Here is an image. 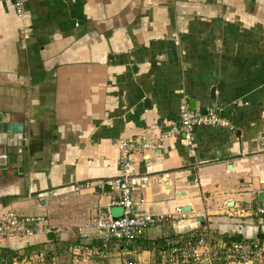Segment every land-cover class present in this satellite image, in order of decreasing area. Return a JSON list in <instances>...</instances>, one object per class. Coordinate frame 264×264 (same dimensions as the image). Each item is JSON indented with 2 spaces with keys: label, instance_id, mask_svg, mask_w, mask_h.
I'll list each match as a JSON object with an SVG mask.
<instances>
[{
  "label": "crops",
  "instance_id": "0c3cea01",
  "mask_svg": "<svg viewBox=\"0 0 264 264\" xmlns=\"http://www.w3.org/2000/svg\"><path fill=\"white\" fill-rule=\"evenodd\" d=\"M189 101L227 116L188 141L162 139ZM0 117L23 137L0 179V213L61 228L15 256L46 246L61 264H97L102 240L77 228L105 209L121 214L108 185L115 142L141 136L154 148L133 155L150 178L133 211L164 218L142 240L176 222L214 238L264 235L252 211L264 201V0H26L20 19L0 3Z\"/></svg>",
  "mask_w": 264,
  "mask_h": 264
},
{
  "label": "built area",
  "instance_id": "2783aa9c",
  "mask_svg": "<svg viewBox=\"0 0 264 264\" xmlns=\"http://www.w3.org/2000/svg\"><path fill=\"white\" fill-rule=\"evenodd\" d=\"M26 0H0L8 4L17 19L22 18L25 11ZM22 33V32H21ZM221 122L218 115L207 109L204 115L188 109L186 104L179 108V121L177 127L172 126L169 131L161 136L162 139L179 132L186 141L191 132L199 126H215ZM117 148V175L108 185L117 192L116 200L111 206L121 210L119 218L112 217L105 209L96 212L91 223L77 228L81 234L88 226L95 236L100 238V245L93 247V255L104 259L102 255L109 251L112 257H117L116 264H264V240L257 238L240 239L211 238L205 230L196 232L195 228H184L174 223V232L168 241L160 245H152L146 254L149 259L141 261V250L132 248L131 244L142 240L144 232L164 221L163 216L136 213L133 194L138 190H145L149 186L150 178L146 174H138L134 169L133 155L137 152L143 155L154 148L153 141L146 137L134 139H118ZM168 173H163L160 180L165 181ZM141 202V201H140ZM253 215L264 218V201L253 208ZM248 209H238L229 218L239 219ZM178 213V211H177ZM59 234L61 228L47 226L43 219L19 217L12 212L0 213V248L19 250L29 245V241L38 233ZM31 245V244H30ZM69 257L74 260L78 257L76 250L68 249ZM54 254L41 251L40 253L21 254L12 257L0 264H61ZM68 257V258H69ZM140 259V260H139ZM75 262V261H74ZM102 262V261H101ZM65 264V263H63ZM69 264V262H67ZM99 264V263H97Z\"/></svg>",
  "mask_w": 264,
  "mask_h": 264
},
{
  "label": "water",
  "instance_id": "95a60500",
  "mask_svg": "<svg viewBox=\"0 0 264 264\" xmlns=\"http://www.w3.org/2000/svg\"><path fill=\"white\" fill-rule=\"evenodd\" d=\"M188 105L190 110H193L195 108L193 107L192 101H189ZM148 106H149L148 100H144L143 107L148 108ZM204 114L205 112H202L201 115ZM226 114L227 113L225 111H219L218 117L220 119H224L227 116ZM22 143H23V137L21 134V130H15L13 124L9 122H3L0 117V179L5 176V172L7 168L15 163L16 154L13 153L14 149L21 148ZM23 149L24 148L16 150V153L20 154L21 151H24ZM188 211L189 209L187 207L181 208V212H188ZM120 215L114 218H119ZM195 222L197 224H201L202 219L196 218ZM48 238H51V236L48 235ZM257 239L262 240L263 236L258 235Z\"/></svg>",
  "mask_w": 264,
  "mask_h": 264
},
{
  "label": "trees",
  "instance_id": "16d2710c",
  "mask_svg": "<svg viewBox=\"0 0 264 264\" xmlns=\"http://www.w3.org/2000/svg\"><path fill=\"white\" fill-rule=\"evenodd\" d=\"M168 239L169 238H159L155 241H148V240L135 241L131 244V247L136 248L138 250H145V249H149L152 245L164 244L166 241H168ZM229 240L238 241L240 239L238 237H230ZM263 240H264V235H263ZM14 256H15V252H13L12 250L8 248H0V263L4 261H8Z\"/></svg>",
  "mask_w": 264,
  "mask_h": 264
},
{
  "label": "rangeland",
  "instance_id": "374dc122",
  "mask_svg": "<svg viewBox=\"0 0 264 264\" xmlns=\"http://www.w3.org/2000/svg\"><path fill=\"white\" fill-rule=\"evenodd\" d=\"M117 211V214L116 215H118V210H116ZM18 212V211H17ZM31 217V216H30ZM153 228V227H152ZM171 229H172V232H174V228L173 227H171ZM146 233V235H144V237L146 238V239H148V238H150L151 237V235L152 236H157V235H159L160 233L159 232H151V233H149V232H145ZM148 234V235H147ZM150 235V236H149ZM211 235V234H210ZM169 236H171V235H168V236H163V237H160V238H167V237H169ZM211 238H214V237H211ZM138 241H140V240H138ZM43 248V249H42ZM42 248H39V247H34V248H31V249H29V250H26V254H28V253H33V254H37V253H40L41 251H44V249L46 248V246H42ZM148 251V249H145V250H141V252L143 253V254H141L142 256H144V257H141L140 259H142L141 261H145V259L147 260V259H149V256L146 254V252ZM109 252V251H108ZM65 254V253H64ZM67 256L69 257V254H68V251H67ZM103 257H104V259H102V257H99V256H97V263L98 262H100V261H103L104 262V264H116V259H117V257H112V256H109V255H102ZM57 258V257H56ZM145 258V259H144ZM139 259V260H140ZM109 261H111L110 263H109Z\"/></svg>",
  "mask_w": 264,
  "mask_h": 264
}]
</instances>
